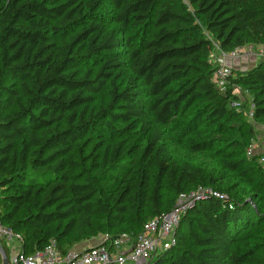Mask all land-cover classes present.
I'll return each mask as SVG.
<instances>
[{
  "label": "trees",
  "instance_id": "16d2710c",
  "mask_svg": "<svg viewBox=\"0 0 264 264\" xmlns=\"http://www.w3.org/2000/svg\"><path fill=\"white\" fill-rule=\"evenodd\" d=\"M261 44L264 0H0L1 219L21 233L24 252L51 239L63 253L106 234L136 239L180 193L210 186L227 197L197 201L176 244L148 264H240L251 255L233 244L262 220L248 199L264 192L261 154L248 148L264 145L249 123L264 122V57L233 69L222 91L212 55ZM200 101L217 128L248 126L251 141L234 140L247 145L244 157L179 160L165 128ZM107 120L134 126L136 139L103 141L93 174L73 176L79 140L96 126L120 133ZM190 128L178 127L175 138ZM207 147L192 143L189 154ZM256 248L253 262L264 264V235Z\"/></svg>",
  "mask_w": 264,
  "mask_h": 264
},
{
  "label": "built area",
  "instance_id": "2783aa9c",
  "mask_svg": "<svg viewBox=\"0 0 264 264\" xmlns=\"http://www.w3.org/2000/svg\"><path fill=\"white\" fill-rule=\"evenodd\" d=\"M244 49L245 47H238L232 51H224L218 47L214 80L222 91L228 90L231 85L233 68L227 64V60L236 59L244 52ZM251 49H253L252 46L246 53H251ZM236 88L241 89L240 86ZM242 99L234 100L233 106L240 107ZM253 110L254 104L250 107L251 118ZM263 148V144L255 141L249 146L248 154H261L259 162L264 170ZM207 196L227 197L213 187L199 186L180 193L173 208L163 217H155L146 222L136 239L128 233L116 237L106 234L102 235L100 243L86 250L78 251L72 248L65 253L59 248L57 240L51 239L41 250L26 254L23 249V236L12 227L3 224L0 207V244L3 247L2 243H5L9 249V254H7L9 264H148L158 252L167 250L176 244V229L182 216L197 201ZM1 197L2 187L0 186V201ZM15 243H18V246ZM0 264H3L1 253Z\"/></svg>",
  "mask_w": 264,
  "mask_h": 264
},
{
  "label": "rangeland",
  "instance_id": "374dc122",
  "mask_svg": "<svg viewBox=\"0 0 264 264\" xmlns=\"http://www.w3.org/2000/svg\"><path fill=\"white\" fill-rule=\"evenodd\" d=\"M104 8H106V6H104ZM249 49L250 46L245 47L244 52L236 58L239 61L242 57H249L247 61L238 62L241 70H247L248 68L255 66L260 59L264 57L263 44L256 45L251 49V53L248 54L246 52H248ZM217 54L218 49L217 51H214L212 55V60L214 62L216 61ZM254 57H257V61L254 60ZM238 93L244 98L249 96L248 92L243 88L239 89ZM144 99L146 100V98ZM207 108L208 107L204 106L202 101L195 102L189 114L183 116L180 115L173 120L171 126L165 128L166 135L168 136L167 143L171 145V148L176 153L179 160L183 163H187V161L190 160H196L198 162L215 165V161H218V158H222L224 155H232L235 157L234 159L244 157L247 153V145L236 146L234 145V140L239 139L243 143L250 142L253 137L249 138L247 135L248 126L246 124L230 122L223 128H217L215 123H212L209 119H204V114L207 112ZM107 121H104L103 123H111L115 129L120 131V133L112 134L102 126H96L86 138L79 140L76 143L72 156L75 161V168L72 171L73 176L81 178L93 174L99 144L103 141L118 137H129L131 141L136 139L137 135L135 134L134 126H128L125 123L113 120ZM249 123L254 126L255 137L258 140H264V122L251 119ZM187 124H190V130L188 132H183L179 139L175 138L174 134L178 127L187 126ZM201 141L208 143L207 149L209 150H206L199 155H190L189 150L192 143ZM166 196L169 200H172L175 197L174 193L171 191H167ZM252 198H254V203L258 205L257 211L260 213L259 215L262 220H256L255 225L245 230L242 236L233 244V249L240 253L249 252L250 250L253 251V253L246 257L240 264H254L253 257L261 255V253L257 251L256 246L260 241V237L264 235V192L258 193L255 191L248 197L250 200H252ZM166 205H168L167 202ZM188 211H186V213ZM15 245L18 246V243H15Z\"/></svg>",
  "mask_w": 264,
  "mask_h": 264
},
{
  "label": "crops",
  "instance_id": "0c3cea01",
  "mask_svg": "<svg viewBox=\"0 0 264 264\" xmlns=\"http://www.w3.org/2000/svg\"><path fill=\"white\" fill-rule=\"evenodd\" d=\"M255 46L256 45L252 46V48H254ZM248 58L242 57V58H240L241 60H239V61L237 59H229V60H227V64L230 65L233 69H235V68L240 69L241 67H240V64L238 62L247 61ZM254 60L257 61V57ZM102 238H103L102 236L93 238L89 241H85V242H82V243L76 245L74 248L78 251L86 250V249L90 248L91 246H94V245L100 243Z\"/></svg>",
  "mask_w": 264,
  "mask_h": 264
},
{
  "label": "water",
  "instance_id": "95a60500",
  "mask_svg": "<svg viewBox=\"0 0 264 264\" xmlns=\"http://www.w3.org/2000/svg\"><path fill=\"white\" fill-rule=\"evenodd\" d=\"M0 253L3 257V264H9V259H8L7 253H6L5 249L1 246V244H0Z\"/></svg>",
  "mask_w": 264,
  "mask_h": 264
}]
</instances>
